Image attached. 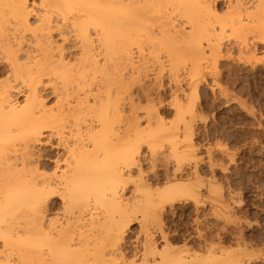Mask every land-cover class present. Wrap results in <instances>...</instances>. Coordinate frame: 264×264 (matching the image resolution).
Returning a JSON list of instances; mask_svg holds the SVG:
<instances>
[{"label":"bare ground","instance_id":"bare-ground-1","mask_svg":"<svg viewBox=\"0 0 264 264\" xmlns=\"http://www.w3.org/2000/svg\"><path fill=\"white\" fill-rule=\"evenodd\" d=\"M169 1L170 0H38V8L36 7L35 10L34 7L27 5L28 0H0V226L8 224L7 222L11 223L10 226H12L13 222L11 221L16 218L17 219L14 221V225H17L16 221L18 218L20 219V217H23V211L24 213L26 211L29 214V218H27L30 220L28 222V225L30 226L27 227L26 231H24V233L29 232V237L27 240L24 238L23 240L25 241L21 240L15 242L14 240V243L10 246L20 250V252H25L26 255H29L30 259L33 260L29 261H32V264L242 263L236 258H230L234 255H231L233 253L231 250H226V254L230 251L232 252L231 254L229 253L231 256L228 255L225 257V252L222 254L220 252L222 250H217L216 252H220L219 257H214L215 259H212L213 255L217 254H210L215 248H213L210 244L209 246L213 248L209 253L211 259L209 257L206 260H201L199 257L197 258L190 255L188 249H184L185 247L182 248L184 249L182 251L180 249V251L172 249L174 247L170 246L168 243V237H166L163 230L160 231V226L162 224L160 225L158 223H161V218L159 219L160 222L159 220L157 222L156 218L158 219L157 213L161 214L160 211L164 210L163 208L165 207V204H170L172 201L174 202L175 197L181 193L184 188L166 185L161 190L150 189V184L142 177L143 171L139 167V162L141 158L140 149L142 143H145L147 146L150 160L155 161L154 156L157 155V151L159 153L158 149L162 146V140L170 142V137H172L171 135L174 136L175 133H171V126L170 128L165 127L162 120L160 118L157 119L156 114V120L153 118L154 116L152 114L148 115L152 116L150 119L152 118V120H154L152 121L153 124L147 123V127L145 128L140 126L141 122L137 119L139 115L135 116L136 114L134 113V116L132 114L127 115L128 117H125V121L123 122L124 117H121L120 113L123 114L124 112H120V106L118 108L115 104L116 102L111 101L113 95L111 93L113 91L111 90L114 88L116 89L117 86L121 85L122 79L123 82L124 79L126 80V78H121L123 77L121 74L118 75L121 76L119 77L121 81L118 79L120 84L116 81L118 77L114 78L118 85L116 84L111 90L109 89V92L111 91L110 94L108 93L109 84L107 81L109 80L110 83V79H113V77L110 79L108 78V80L106 79L107 81H104V83L100 82L97 85L96 81L93 82L95 71L97 72L96 69L98 66L96 60L98 57L94 50L100 48L97 52L100 51V53L103 54L102 57H104L105 61L110 60L113 54L117 55L119 53V55H121L120 57H123V54V59L127 61L128 58L132 56H129V50L132 51L133 45H136L137 48L142 46L140 45V40L143 38H139L140 36H138L142 33L138 34V32L140 33L141 30L143 31V28L144 30H147L148 28L143 25L145 23L142 24V19H147L144 18L145 15L143 14L147 13L149 14L148 17H150L151 13L157 14L159 12L161 15L164 13V7H167V5L172 3L174 4V0H171V3L167 4ZM175 3L176 6L172 5L175 6L176 9L178 8V12L180 9V13L182 14L181 16L184 15L186 18L185 21L190 25L191 32H193V34H186V32L184 33V29L180 28L179 30H176L177 28L174 25L176 29L170 27L171 29L166 30L167 33L172 32L171 34L173 35L166 37L172 39V37L180 34V36L178 35L179 39L181 38L180 40H187L190 38L191 42V37L193 40L194 36L197 37L203 35L202 37H207L205 40H207V43L209 44H212L211 41H215V39L219 37H212L213 35H217V33L214 34L217 30L213 26H210L212 24L209 23L210 20L208 19L211 11L214 10L210 0H175ZM237 5L239 6V1L235 6ZM261 5H258L256 8L258 9ZM260 8L264 9L262 7ZM231 9L234 11L237 10L234 8ZM161 10L162 12H160ZM231 14L234 13L232 12ZM253 14H255V11H253ZM166 15L167 14L164 15L165 21L161 27L167 26L168 24H172L173 26V22L170 23L166 21ZM257 15L256 17L258 18L259 16ZM203 16L207 17L209 21L206 22L207 24L201 22L205 19ZM249 17L250 16L244 18L249 19ZM234 20H239L241 22L240 19ZM249 20L252 22L251 19ZM144 21L151 22L150 19ZM261 21L264 22V20H260V22L258 21V24H262L261 26L264 27V23ZM153 22L156 23V20H153ZM155 23L153 24L155 25ZM199 23L201 25H199ZM236 24H238V22ZM230 25H233V23H230ZM220 26L222 27V25ZM249 26H247V29L250 28ZM232 28H234V26H232ZM236 30L237 29H235V31ZM91 32H94L95 37H97L95 41H97L96 44L98 48L94 47L95 41L92 39L93 35H91ZM219 33L218 35H221V32ZM235 33L238 34V31ZM199 38L196 39L197 43L201 41H199ZM239 39L238 41H240ZM166 40H168V38H166ZM216 40L218 41V39ZM214 41V47L219 46H215L217 41H215V43ZM150 43L153 44V42ZM212 46L213 45H211V47ZM157 48L154 49V54ZM199 52L198 55H200ZM173 53H175L174 50ZM173 53L172 56H174ZM185 54L187 53L185 52ZM119 55L117 56L118 58ZM181 55L180 59L183 58L184 60V57H181ZM172 56V59H176ZM198 58L201 57L198 56ZM114 59L116 58H113V60ZM104 60H102V62H104ZM119 61H121V63L123 62L120 58ZM194 61L189 62L193 63ZM124 62L122 66L126 64ZM114 64L117 66L118 63L116 62ZM114 64H111V66H114ZM106 65L107 63L104 64V66ZM170 65V69L172 72L174 71L175 74L178 66L175 67L173 64ZM104 66H100L99 68L102 67L103 69ZM138 67L136 70H134V68L131 69L134 71V74L135 72L138 73H136V75H139ZM182 67H184V65ZM189 70L191 71L193 69ZM189 70L187 72H189ZM177 71L176 73L179 72ZM102 72L104 73V70ZM107 73H109V71H106L105 74L107 75ZM111 73L112 72L109 74ZM117 73L118 72H116V74ZM189 73L187 75L191 76V73ZM192 74H194L193 71ZM133 75L130 74L129 76L132 77ZM134 77L129 81L127 80L128 86L131 84L135 86L139 84V77H142V75ZM98 81H100V79ZM140 84L138 88L141 91L137 89L138 92H142L141 96L148 94L147 98L149 99L150 93L145 91L147 89L145 88V85L141 86ZM136 87H134L135 90ZM123 88L124 90L127 89V87ZM131 88L129 89L131 90ZM117 89H119V87ZM119 91L118 93L116 92L118 95L121 93V91ZM19 95L23 96L24 100L22 104L14 102L13 98ZM133 95L129 94L127 97L132 98ZM138 95L140 96V93ZM47 97H53L52 106L48 107L44 101ZM69 97L71 99H69ZM145 99L146 96L144 100ZM72 100L76 103H73L76 107H74L73 104L71 105L69 102ZM138 100L139 99H136L135 102L138 103ZM190 101L192 102L191 99ZM130 102L132 101L129 100L128 106L131 104L136 109L137 106L135 103L132 104L133 102ZM121 105L123 106V104ZM132 106L128 107V109L131 110L130 108ZM124 114L123 115L126 116V113ZM147 120L149 121V119ZM149 122H151V120ZM182 136L180 138H182ZM184 138H186L185 135L182 140H184ZM172 142L173 141H171V143ZM44 143L60 149L59 151L61 152H58V154L56 153L57 157H52L54 158L53 160L50 159L53 161L52 165L55 163L53 168L54 170L52 169L50 175L39 171L41 168L46 169V165L43 166V158L45 155L44 157L42 156V158L39 154V150H37V145H43ZM170 150L171 154H169L176 160L174 161V163L176 162V169L170 177L168 174L164 176V182L166 183H171L174 180H181V177L176 174L178 169L181 168V166L179 167L180 160L184 159V156H186V153H178L174 146H171ZM192 151L195 152V150ZM41 158L43 161H41ZM163 161H165L164 157ZM47 162L44 163L46 164ZM152 163L151 167L154 166V162ZM197 165H192L194 168L193 172L194 170L196 171ZM134 168H136L135 171L138 169V172H136L138 180L134 185V192L135 194H138L135 195L133 193L132 198L129 197L130 199H123V196L120 193L129 183L126 180V177L131 176L130 173ZM56 169H58V171H56ZM150 169L152 170V168ZM194 174L196 175L198 173ZM197 177H199V174ZM196 181L199 184L200 182L202 183V181H199L198 178ZM176 183L178 182L173 184L178 185ZM140 187L144 190H138ZM207 190L208 189H206V191ZM211 193L213 195V192ZM55 194H57V196L61 199L65 212L67 211L68 214L70 213L71 216H73L71 217L68 215L71 217H68L69 222L64 223L59 228L51 227L50 222L47 220V222H45L44 220L46 207L45 203H47L50 197ZM182 194H184V192H182ZM136 215H140L141 220L143 222L145 221V223L148 222V220H152V222H150L153 224V220L155 219V222L160 225V229L158 226L156 227L159 229L160 238H162L161 241H164V247L157 250L155 243L151 240L152 237L150 234H147V231L141 222L140 229L142 230L141 233H144V240L141 241V246L139 243L134 245L135 247H132V258H129L128 255L126 256L123 253L124 250L122 249V243L125 241V230L128 229L127 227L130 223H133L136 219ZM159 216L161 217V215ZM213 225L215 226L216 223ZM10 226L6 225V228H9ZM10 228L8 230H10ZM14 228L16 227L14 226ZM20 228L22 227H19L18 229ZM0 229L3 230L2 233H0V238L4 240V250L7 246H9V242L6 240V237H9L10 235H8V233H11L12 231H8L6 234V232H4V227ZM15 230L17 231V228ZM172 231L174 232V230ZM185 232L188 233L187 231ZM199 232L201 233L200 230L198 233L196 232L197 235H199ZM215 232L217 234V230ZM4 233L5 237L3 236ZM17 235L19 236V233ZM205 235L202 236L201 233L200 237L202 236L205 238ZM239 235L237 237H239ZM10 237H13V235ZM20 237L23 236L20 234ZM24 237L26 236L24 235ZM200 237L199 240H204V238ZM186 239H188V237ZM209 240L212 244V239H208V242ZM218 240H221V238ZM235 241H240V239L237 238ZM204 242L205 240L203 241V244L206 243ZM198 245L199 244H197V246ZM26 255H24L25 257L21 256L23 260L24 258L29 259ZM128 258L131 260L128 261ZM29 262L27 261L26 263L30 264ZM19 263L22 262L19 260Z\"/></svg>","mask_w":264,"mask_h":264},{"label":"rangeland","instance_id":"rangeland-1","mask_svg":"<svg viewBox=\"0 0 264 264\" xmlns=\"http://www.w3.org/2000/svg\"><path fill=\"white\" fill-rule=\"evenodd\" d=\"M238 1L240 7L238 5L235 6ZM257 1L258 0H241V1L240 0H210L212 7H214V10L211 11L210 13L212 17L210 15L208 17L210 22L205 16H203V18L205 19L201 22L207 24L206 22L208 21L210 24H212L210 26H213L217 30V32H214V34L217 33V35H213L212 37L219 36L216 38L218 39L219 42L215 39V41H217L219 44L217 42L215 43L214 40L211 41L212 44H209L207 43V40H205L207 39V37H202L203 35L202 36L200 35L201 37L194 36L193 40L191 37V42H190V38H188L189 41L188 39L187 40L185 39L186 41L184 39L180 40L181 39V38L179 39L180 34H177L175 37L171 36L172 39L171 38L169 39L170 37L169 35H173V34H171L172 32L167 33L166 30L171 29L170 27L173 28L176 27L177 28V29L175 28L176 30H179V28L184 29V33L186 32V34H190V33L193 34V32H191L190 25L185 21L186 18L184 17V15L181 16L182 14L180 13L181 12L180 9L178 12L177 11L178 8L177 9L175 8L176 6L175 0H174V4L172 3L175 6L169 4L171 3L170 0L167 3L169 5L163 8V12L167 14L165 16L166 21L170 23L173 22L174 23L173 26L172 24H168L169 26L167 25L161 27L165 21L164 13H162L161 15L159 12L157 14L153 13L154 15L151 13L150 17L152 19L148 17L149 14L144 13L143 15L146 16V17L144 16V18L147 19H142L143 20L142 24L145 23L143 25H145L146 28L147 27L148 28L147 30L146 29L144 30L143 28L144 32L142 30L140 33L138 32V34L142 33L141 35H138L140 36L139 38H143L140 40L141 42L140 45L142 46H139L140 47V48L138 47L139 49L137 48L136 45H133L132 47L133 49L130 48L132 49V51L129 50V56L130 55L132 56H130L131 58L130 57L128 58L127 60L128 62L125 59H123L124 57L123 54H122L123 57H120L121 56L119 55L120 53L117 55L113 54L110 60L105 61L104 57H102L103 54L100 53V51H98L100 54L97 52V50L100 49L97 47L96 44L97 41H95L97 37H95L94 32L93 33L91 32L92 33L91 35H93L92 39L95 41L94 47L98 48L97 50L95 49L96 51L94 50L95 54L97 53V57H98V59H96L97 65L103 67L104 64L107 63L106 65L107 67L104 66V68L107 69L104 68L102 69V67L99 68L100 66L99 67L97 66L96 69L97 72L95 71V75H94L95 77L93 79V82L96 81V85H97L100 82L104 83V81H107L108 78L110 79L111 77H113V79L115 77H118L116 79L117 82L118 79H120L119 77L121 76H123L121 78H126V80L124 79L125 84L127 83L126 86L123 82V79L122 81L120 79L121 85L117 86V88L119 87V89L116 88L118 91L119 90L121 91L119 95L117 94L118 91L115 88H114L115 90L114 89L111 90L113 86L117 84L115 82V79L113 80L111 78L110 83L109 80L107 81L109 84L108 93L110 94V92L113 91L111 92L113 94L111 101H115L116 102L115 104L118 108L120 106L119 108L120 112L122 111L126 113V116H124L125 115L124 113H123L124 115L120 113L121 117H124L123 122L125 121V117H128L127 115L132 114L134 116V114H136L135 116L139 115L137 119H139V121L141 122V123L139 122L140 126H142V128H145L147 127V123H152V121L157 117V119L160 118L162 120L163 124H165V127L170 128L171 126L170 128L171 133H175L174 136L171 135L175 140L172 137H170L171 141H173L172 143L171 141L169 142L162 140V146L158 149L159 153L157 151L156 153L157 155L154 154L156 155L154 156L155 161L150 160L149 158L150 155H148L147 146L145 145V143H142L140 149L141 158L139 162V167L143 171L142 177L144 178V180H147V183L150 184L149 186L151 187L150 189L161 190L166 185L177 186L184 188V190L182 191L184 192V194H182V192L179 193L175 197L174 202L172 201L173 203L171 202L170 204H165V207L163 208L164 210L160 211L161 214L157 213L158 219L156 218V220L158 222V220L161 218L160 219L161 223H158L160 225L162 224L161 226L158 225L157 222H155V219L153 220V224L156 223L157 225L154 224L155 225L154 226L153 224H151L152 220H148V222L145 223V221L143 222L141 220L140 215H136V219L133 221V223L132 222L130 223V225L127 227L128 229H126L127 231L125 230L124 233L125 241L123 240L124 243H122V249L125 251V252L123 251V253L126 256L128 255L129 258L130 257L132 258L131 256L132 255L131 253L133 252L132 247H135L134 245H137L139 243L141 246L142 244L141 241L144 240L143 239L144 233H141L142 230L140 229V225H141L140 223L142 222V225L145 227L147 234L148 235L150 234V236L152 237L150 238L152 242L155 243L157 250L161 249V247L162 248L164 247L163 246L164 241H161L162 238H160V233H159V229L161 227L160 231L163 230L164 234H166V237H168L167 239L168 243L170 244V246L174 247V248L172 247L170 248H172L175 251H180V250L182 251L184 249H188L190 255H193L197 258L199 257V259L201 260L208 259L210 257V254L213 255V253L217 254V255H213L212 257V259H215L219 257L220 252L222 254L223 252H225L224 257L228 255L231 256L234 254L235 256L233 255L234 257L232 256L230 258H236L238 261L242 262L243 264H246V262L247 264H264V29H262L264 27L261 26L262 24L260 25L258 24V21L260 22V20H264V11H262L264 9L260 8V7L264 8V1L262 0H259L258 2ZM27 5H29L30 7H34L36 10V7L38 8V0H28ZM258 5L261 6H259V8L257 9L256 7H258ZM173 7L175 8V10ZM231 8L237 10L234 11ZM238 8L239 9L241 8L239 12H238L239 10ZM252 10L255 11V14H253ZM160 12H162V10ZM232 12L234 14H231ZM256 15L259 17L257 18ZM248 16H250L249 19H251L252 22H250L249 19H245ZM148 18L151 20V22L144 21V20H149ZM234 19H240L241 22L239 20L236 21ZM153 20L154 21L156 20V23L158 25L155 22H153ZM237 22L238 24H236ZM153 23H155V25L157 26H155ZM230 23H233V25H230ZM219 24L222 25V27ZM199 25L201 24L199 23ZM232 26H234V28H232ZM247 26H249L250 28L247 29ZM239 27L240 28L242 27L241 28L242 30ZM150 29L153 31H151ZM235 29L237 30L235 31ZM234 31L235 32L238 31V34L235 33ZM219 32H221V35H218ZM166 38H168V40H166ZM198 38L199 41L201 40L199 43L196 42V39ZM238 39L240 41H238ZM213 41L215 43V46L216 45L219 46L214 47ZM150 42H153V44H151ZM211 45L213 46L211 47ZM156 48L157 50H155V54H154L153 51ZM172 49L174 50L175 53H173ZM185 52L187 54H185ZM198 52L200 53V55H198ZM172 53L174 54V56H172ZM181 54L185 56H182ZM118 55L120 60H123V62L125 60L124 63L126 64H124V66H122L123 62L121 63V61H119V58L117 57ZM180 55L181 57H184V60L183 58L180 59ZM171 56L176 59H172ZM198 56H200L201 58H198ZM113 58H116L117 60L116 59L113 60ZM102 60H104V62H102ZM189 61H194V62L191 63ZM116 62L118 63L117 66L114 64ZM129 62L132 63L130 64ZM111 64L112 65L114 64V66H111ZM170 64H173V66L177 64L175 65V67L178 66L176 71L178 70L179 72L177 71L178 73H176L175 71L174 74V71L172 72V70L170 69L171 68ZM183 65L184 67H182ZM117 67L119 68V70ZM137 67H138L139 75H136L137 72H135L134 74L133 73L134 71L131 70L132 68L136 70ZM187 69L188 70L193 69L191 71L189 70L191 76L187 75L189 73L187 72L188 71ZM103 70L104 73L102 72ZM106 71L112 73L111 74L107 73V75L109 74L107 76L105 74ZM115 71L118 73L116 74ZM192 71L194 74H192ZM120 74L121 76H118ZM130 74L132 75L134 74V75L130 77L129 76ZM141 75L142 77H139L140 80L139 84L141 82L140 84L141 86L145 85V88L148 89V90L146 89L145 91H147V93L148 92L150 93L148 99L147 98L148 94H146L145 92L146 94L145 100H144L145 96L144 95L141 96L142 92H140L141 90L138 88L139 84L136 85L137 87L133 84L128 86V81L131 78H133L134 76L138 77ZM99 79L100 81H98ZM120 86L127 87V89L125 88L127 91ZM134 87H136V90L138 89L140 91L139 92L138 90L136 91ZM129 88H131V90ZM109 89L111 90L110 92ZM137 93L138 94L140 93V96ZM116 94L118 95V97ZM129 94L130 95L134 94V95L132 96V98L131 97L128 98L127 95L129 96ZM134 96L137 97L135 98ZM138 97H140L141 99ZM13 99L14 102L18 104H22L24 100L23 96L20 95L15 96ZM45 99L46 100L44 101L46 102L48 107L52 106L53 97H47ZM69 99L71 98L69 97ZM128 99L133 102L130 103L132 104L135 103V105L137 106L136 109L131 104L128 106L129 103ZM136 99H139L138 103L135 102ZM147 99L150 102H148ZM190 99L192 100V102L190 101ZM69 102L71 103V105L75 103L73 100ZM121 104H123V106ZM73 106L76 107V105L74 104ZM130 106H132L130 108L131 110L128 109V107ZM150 114L154 116L153 120L152 118L150 119V117L152 116H148ZM147 119H149V121L151 120V122H149ZM182 135L183 136L185 135L186 137L184 138V140H182L183 139ZM181 136L182 138H180ZM44 144L37 145V150H39V154L41 155V157L42 156L44 157L45 155L44 158H46L44 159L42 157L44 161L41 158V161H43V166L46 165L45 166L46 169L41 168L39 171L41 173H46L47 175H50L55 164L53 163L52 165L53 162L52 160L54 159L52 157L55 156L56 158L58 152H60L59 151L60 149L54 148L52 147V145L49 146L50 144L48 145L47 143L45 145ZM170 145L174 146V148L178 153L181 152L186 153V156H184V159L180 160L181 164L179 163V167L181 166V168L178 169L179 172L177 171L176 174L177 176L179 175L181 177V180H174L171 183H166L164 182L165 179L164 176L168 174L170 177V175L176 169V162L174 163V161L176 160L172 158L170 155L171 154ZM192 150H195V152ZM40 151L42 154L40 153ZM163 157L165 161H163ZM159 158L162 160H160ZM44 162L47 163L45 164ZM152 162H154L155 168L154 166L151 167V165L153 164ZM194 164L196 165L198 164L197 165L198 170L196 169V171L194 170L193 172ZM150 168H152V170ZM135 170L136 168H134L131 171L130 173L131 176L129 177L125 176L126 180L129 183L127 184L126 187H124L123 191L120 193L122 194L123 199L126 198L130 199L129 197L132 198L133 197L132 194L133 193L135 194L134 185L135 182H137L138 180V175L136 173L138 172V169L137 171ZM56 171H58V169H56ZM194 173H198L199 177H197L198 174L195 175ZM197 178L199 181H202V183L200 182L199 184L196 181ZM194 181L197 183H195ZM175 182H178L176 183L178 185L173 184ZM206 189L208 190L206 191ZM138 190H144V189L140 187L138 188ZM211 192H213V195ZM45 204H46L45 212H44L45 216L43 214V216L45 217L44 220L45 222L47 221L50 222L51 227L59 228L64 223L69 222L68 220L69 218L73 217L71 216L70 213L68 214L67 211L65 212L62 201L59 198V196H57V194L50 197V199ZM22 213H23V217L19 216L21 220L18 218V220L16 221L17 225H14L15 223L14 221L17 218L11 221L13 222V225L17 228V231L15 230L16 228H14L13 225L10 226L11 223L9 222H7L8 224H3L4 226L3 225L0 226V228L4 227L5 230L4 232H6V234L8 233V231H12L11 233H8V235L10 236L13 235V237L10 236L6 237V240H8L9 242V246H7L4 250H3L4 240L0 238V251H3L0 252V257H1L0 264L3 263L27 264L26 263L27 261L29 262L30 260H32L30 259L29 255H26L25 252H20V250L10 246L12 243H14V240L15 242L21 241L24 238H26L25 240H27V238L29 237L28 236L29 232L24 233L27 227L30 226L28 225V222L30 221L28 220L29 214L26 211H25L26 214L24 213V211ZM68 215H70L71 217ZM159 215H161V217ZM225 222H227L228 224ZM215 223L216 225L214 226L213 224ZM6 225L10 226L12 229L9 227L10 230H8L9 228L8 227L6 228ZM156 226H158L159 229H157ZM19 227H22L24 230L22 228L18 229ZM220 227H221V231H220ZM222 228L225 229L223 230ZM0 230H1L0 233H2L3 230L2 229ZM172 230H174V232ZM199 230L201 231L202 236L206 234L205 235L206 239L202 236L200 237L201 235L200 232L199 235H197ZM216 230H217V234L215 232ZM183 231L184 232L187 231L189 234L186 232L184 233ZM209 232L211 235L209 234ZM18 233L19 236L17 235ZM20 234L23 237H20ZM24 235L26 237H24ZM238 235L239 237H237ZM3 236L5 237V233L3 234ZM14 236H17L18 238ZM186 236L188 237V239H186L187 238ZM199 237L204 238L206 243L204 242L205 244H203L204 240L203 239L199 240ZM220 238L221 240H218ZM237 238L240 239V241H237L238 243L235 241L237 240ZM208 239H212L211 240L212 244L210 243V240L208 242ZM197 244L199 245L197 246ZM209 244L213 248L214 247L215 248L214 249L211 248ZM202 246H204L205 248ZM217 250H222V251L218 253L216 252ZM226 250L227 251L231 250L233 253L230 251L226 254ZM22 253L28 256L29 259L24 258L23 260L21 256L23 257L25 256ZM229 253L232 254L230 255ZM19 260L22 263H19ZM130 260L131 259H129L128 261ZM31 262L29 263L32 264L33 262L32 263Z\"/></svg>","mask_w":264,"mask_h":264}]
</instances>
